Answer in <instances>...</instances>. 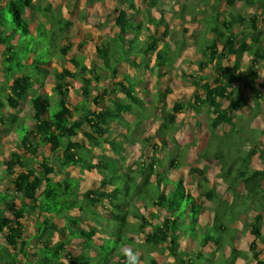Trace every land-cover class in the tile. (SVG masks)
Listing matches in <instances>:
<instances>
[{"label": "trees", "instance_id": "trees-1", "mask_svg": "<svg viewBox=\"0 0 264 264\" xmlns=\"http://www.w3.org/2000/svg\"><path fill=\"white\" fill-rule=\"evenodd\" d=\"M96 1L103 0L89 3ZM237 1L259 11L244 16L235 0H225L230 8L226 17L218 10L222 0L179 3L176 13L181 19L185 13L195 20L208 8L215 11L207 20L209 40L196 48L195 73L211 66L212 74L198 75L191 82L192 98L175 100L161 118L155 110L164 94L142 97L146 90L130 72L146 68L152 55L156 71H168L181 50L178 42V50L171 51L165 42L169 27L161 15H151L161 8V0H147L146 9L125 0V8L108 12L106 19L116 29L112 35L83 39L94 43L99 58L90 65L83 56H69L70 46L58 44L69 23L51 14L48 2L0 0V128L8 142L3 145L8 156L1 151L0 182L11 186L0 187V264H234L236 230L230 225L247 218L250 206L258 212L250 250L257 264H263L259 222L264 216V0ZM34 14L45 22L35 20ZM67 55L74 71L58 60ZM54 65L60 70L53 73L50 90L44 91L43 79ZM124 65L129 69H122ZM76 80L80 92L72 84ZM30 93L32 114L20 118L12 111ZM183 112L193 113L195 125L197 115L207 114L210 135L198 151L199 160L217 164L219 177L235 197L239 195L234 186L244 189L238 200L233 196L230 203L211 209L204 199L215 198L211 187L200 189L199 184L195 195L182 173L168 174L159 154L168 153L169 136L176 147L169 167L176 171L182 166L187 148L180 149L170 134L177 114ZM152 116L162 119L157 129L160 144L153 143L151 153L132 169L126 146L134 143L135 129ZM234 121L239 123L235 132L218 134ZM14 127L20 139L10 137ZM143 139L145 146L152 140ZM40 147L50 154H37ZM251 157H257L260 168L250 167ZM17 168L21 171L10 177ZM86 171L100 179L83 185ZM189 173L206 182L204 169ZM156 217L160 219L153 224L150 220ZM158 248L166 254L155 258L150 251Z\"/></svg>", "mask_w": 264, "mask_h": 264}, {"label": "rangeland", "instance_id": "rangeland-1", "mask_svg": "<svg viewBox=\"0 0 264 264\" xmlns=\"http://www.w3.org/2000/svg\"><path fill=\"white\" fill-rule=\"evenodd\" d=\"M51 5V14H55L59 19L66 21L69 23L67 26V34H62L60 39L58 40V44L63 46L64 48L70 46L68 50V55L76 56L80 58L83 56L86 60V64L90 65L92 62H98L99 58L96 55L94 50V43L91 40H87L83 42L84 38H93V40H104L107 36H111L112 33L116 29L113 27L112 22L107 21L106 14L114 9L125 8V0H103L96 1L94 3H89V0H45ZM136 7L146 9L148 6L147 0H132ZM162 6L157 11L152 10L151 15L153 18H158L160 15L163 17L164 22H166L167 26L170 30V35L165 39V42H168L171 47V51H176L178 42L182 43L181 50H179L176 55L175 63L168 71H165L166 68H156L154 66V57L150 56L149 60L146 61L147 67L143 69V72L140 73L144 78L143 83H139L141 87L146 89L145 95L142 97H148L149 99H154L156 94H164L162 98L163 102H160L156 107L155 112L158 113L159 116L163 115V112L171 111V106L175 100H181L182 102L187 98H192L193 87L191 82L195 80L198 75H206L212 74L211 66H209L206 71H199V74L195 73V68L197 67V59L195 57V52L197 48V44H200V41L204 38L207 40L206 28H204V24L206 25V21L203 18H210V14L214 11L209 9L203 15L197 14L196 21L191 22L190 16L185 13L183 15V19L176 12L179 9V3L184 0H161ZM237 11H243L246 14H250L252 12H258L259 10L256 8H249L240 4L237 0H235ZM224 3L222 5L221 10L223 9L226 14L229 13L230 8ZM198 10V9H197ZM200 10V9H199ZM210 13V14H209ZM34 14L35 20H39L41 22H45V18L42 16H36ZM161 17V18H162ZM190 21V22H189ZM33 24V23H32ZM34 25V24H33ZM240 28L239 25L237 29ZM154 29V28H153ZM153 29H151L153 31ZM145 36V35H144ZM256 33H252V37H256ZM83 43V46L80 47L79 43ZM60 56H64L61 52H59ZM79 54V55H78ZM61 59L58 58L60 63H64L65 67L71 71H74V68L71 64L67 63L66 60L69 56ZM189 55L192 62L188 61L185 56ZM227 62H225L226 64ZM55 66V65H54ZM57 69H56V68ZM50 70L49 74L43 79V90L49 91L51 86L53 85V73L55 71H59V66H55ZM146 69H148L146 71ZM152 69V70H150ZM199 70V69H198ZM196 74L195 77H191V74ZM158 74L160 77H158ZM186 75V76H184ZM264 76V75H263ZM0 82H3V78L0 74ZM73 86L76 88L78 92L80 83L76 80L72 82ZM119 98H122L121 94H118ZM33 98V94L25 96L18 110L12 111L10 108H2L5 112H13L17 114L18 117H30L32 114V103L31 100ZM143 100H146V98ZM192 112L186 113H178L176 124L173 126L171 130L173 134H170V137L173 136L175 140L180 144V149H186V152L183 158L180 159L182 166L174 171L170 169L169 162L172 158L175 157V152H171L172 149H176L169 141L168 137L166 139V150L168 153L160 152V158L164 159V167L168 168L170 171L169 175L182 173L185 176V179L188 181V187L191 189L193 194H197L200 192V189H205L208 186L212 188L214 191L213 200L209 201L205 199V202L211 209L220 208L222 202L230 203L233 200V196L228 188V184H225L222 179L219 177V168L217 164L213 160H205L201 161L198 157V151L204 145L205 140L209 138V129L207 128V114L205 112L197 115V124L191 120ZM157 116H152L146 122L142 123L140 127L136 128L135 133L132 135L134 139V143L132 145L126 146V161L127 164L131 166L132 169L136 168L137 163L140 162L146 154L151 153V145L153 143L160 144L159 135L157 133V129L159 125H161L162 119ZM29 122V124H31ZM239 123L234 121L231 126H224L219 131L218 134L220 136H224L226 133L235 132L237 130ZM15 127L10 132V137L12 139H20L18 130H14ZM169 135V133H167ZM143 137L151 138V142L147 143L146 146L143 145L144 139ZM7 142V138L5 133L0 129V157L1 151L5 153V156H8V152L6 151L5 144ZM241 151V149H239ZM96 153H103L106 156H113L110 151H102L100 149H95ZM44 153L45 155L50 154L49 150L46 147H40L38 153ZM243 154V153H242ZM237 155V154H235ZM243 156H246L243 154ZM247 160V159H246ZM250 167L252 168H260L258 165L257 157H251L249 159ZM204 169L205 174L204 177L206 182L197 175L190 174V169ZM20 169H15V173L10 176L14 177L17 173H19ZM100 179V176L97 173H90L86 171L85 183L83 185L88 186ZM200 184L201 188H198ZM0 187L2 189H11L10 182L4 181L0 182ZM232 188V187H231ZM233 189L238 193V197H235V200H238L240 195L244 194V189L240 186H234ZM239 208V207H238ZM248 213V217L243 218L241 220L234 221L230 228H234L236 230L235 233V247L237 251V257L234 261V264H257V261L253 258L252 252L250 250V243L253 240L252 230L254 225L257 223L258 212L254 207L250 206ZM257 216V217H255ZM160 217H156L151 219L150 221L155 224L159 221ZM131 223L135 224V220H130ZM259 222V221H258ZM248 225H247V224ZM261 224V234H264V216L261 218L259 222ZM24 225L28 228V223H24ZM145 232H150V227L145 229ZM136 240L138 237L133 235ZM144 237L143 234L140 235ZM228 237V236H227ZM228 239V238H227ZM258 247L257 250L261 251L262 245L259 243V240L256 239L254 242ZM32 246L28 248L26 251L31 254L33 252V244L34 241H31ZM73 246V245H71ZM228 247L225 248V251ZM150 254L155 258L163 257L166 253L161 252L160 248L153 249L150 251ZM149 254V255H150ZM260 261L264 264V251H261Z\"/></svg>", "mask_w": 264, "mask_h": 264}, {"label": "crops", "instance_id": "crops-1", "mask_svg": "<svg viewBox=\"0 0 264 264\" xmlns=\"http://www.w3.org/2000/svg\"><path fill=\"white\" fill-rule=\"evenodd\" d=\"M240 4H242L240 1H238ZM225 3V0H222V2L218 5L219 7H218V10H219V12L220 13H222V14H224V15H226V17L229 15V13L228 14H226L225 12H224V10L222 9L221 10V8H222V5ZM237 3V2H236ZM236 3H235V8H236ZM243 5V4H242ZM244 6V5H243ZM246 7H248V6H246ZM229 8V7H228ZM249 8H253V7H249ZM255 8V7H254ZM141 9H143V8H141ZM198 9H200V8H198ZM209 10H211V8H208ZM236 10H237V8H236ZM208 12V10L206 9L205 11H204V13L205 12ZM212 11V10H211ZM214 11V10H213ZM238 12H242L243 14H244V16H247L248 14H246L245 12H243V11H238ZM253 13V12H252ZM210 14V13H209ZM251 14V13H250ZM212 15L213 16H215V11L213 12V13H211L210 14V18L208 19L207 17L206 18H203V20L204 21H206V25L204 24L203 26H204V28H206L207 27V20H211V18H212ZM190 16V15H189ZM204 16V15H203ZM196 19H197V17L195 18V20H192L191 19V16H190V21L191 22H193V21H196ZM189 21V22H190ZM238 26V25H237ZM260 26H263L264 27V22L263 23H261V25ZM240 27V26H239ZM241 28V27H240ZM206 30H207V28H206ZM112 33V32H111ZM205 36H206V38H207V40L204 38V40L202 39L201 41H200V44L201 43H204V42H207L208 40H209V36L207 35V33L205 34ZM161 37V35L160 34H158L157 36H156V38H160ZM199 45V44H198ZM202 45V44H201ZM135 56V55H134ZM152 56H154V55H152ZM195 57H196V59L198 60V56H197V53L195 52ZM150 58V57H149ZM148 58V59H149ZM185 58L188 60V61H190V62H192V60L190 59V56L189 55H187V56H185ZM245 60L247 61V58H245ZM138 62H142V61H140V60H137ZM146 62V61H145ZM223 63H225V61L223 62ZM122 69H129V68H126V66L124 65V66H122ZM143 69H145V67H140V68H137V69H135V68H133V69H131L130 70V72H131V74L132 75H135L136 77L135 78H137L136 79V83H137V85H138V87L139 88H144V87H141V85L139 84V83H143L145 80L143 79L144 77L142 76V75H140V73L141 72H143ZM196 70H195V72H197V67L195 68ZM148 69H146V71H147ZM211 70V69H210ZM204 71H206V70H204ZM203 72V71H202ZM261 74H263V70H260L259 71ZM192 74H194V73H192ZM264 77V76H263ZM142 78V79H141ZM145 89V88H144ZM146 90V89H145ZM1 129V128H0ZM2 130V129H1ZM6 145H7V143H6ZM1 146V145H0Z\"/></svg>", "mask_w": 264, "mask_h": 264}]
</instances>
